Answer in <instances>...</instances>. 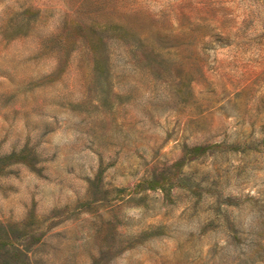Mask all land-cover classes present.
<instances>
[{"label": "rangeland", "instance_id": "obj_1", "mask_svg": "<svg viewBox=\"0 0 264 264\" xmlns=\"http://www.w3.org/2000/svg\"><path fill=\"white\" fill-rule=\"evenodd\" d=\"M0 264H264V0H0Z\"/></svg>", "mask_w": 264, "mask_h": 264}, {"label": "trees", "instance_id": "obj_2", "mask_svg": "<svg viewBox=\"0 0 264 264\" xmlns=\"http://www.w3.org/2000/svg\"><path fill=\"white\" fill-rule=\"evenodd\" d=\"M202 149H203L202 147H198V146H197V147H194L193 150H194V151H197V150H202Z\"/></svg>", "mask_w": 264, "mask_h": 264}]
</instances>
